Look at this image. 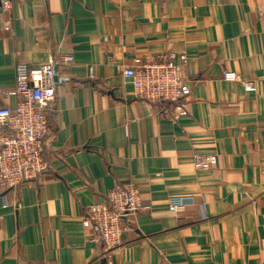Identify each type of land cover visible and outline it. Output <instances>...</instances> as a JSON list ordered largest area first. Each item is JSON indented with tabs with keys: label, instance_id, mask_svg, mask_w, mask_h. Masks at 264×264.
Instances as JSON below:
<instances>
[{
	"label": "crops",
	"instance_id": "crops-1",
	"mask_svg": "<svg viewBox=\"0 0 264 264\" xmlns=\"http://www.w3.org/2000/svg\"><path fill=\"white\" fill-rule=\"evenodd\" d=\"M169 52L189 87L178 121L169 103L135 99L121 76ZM68 54L72 63L54 66L47 167L0 192V264H108L81 219L125 183L151 210L125 218L110 264H264V0L0 7V90L14 87L16 65L36 69ZM14 102L0 95V108ZM199 154L216 164L195 170ZM174 196L192 201L167 212Z\"/></svg>",
	"mask_w": 264,
	"mask_h": 264
},
{
	"label": "built area",
	"instance_id": "built-area-1",
	"mask_svg": "<svg viewBox=\"0 0 264 264\" xmlns=\"http://www.w3.org/2000/svg\"><path fill=\"white\" fill-rule=\"evenodd\" d=\"M13 0H0L3 10L11 8ZM176 55L166 53L158 60H149L133 68H123L121 76L132 86L135 99L147 105L169 103L174 121L186 116L189 87L180 67L173 64ZM73 56H63L56 62L50 60L36 69L24 64L15 67V85L11 90H0V95L15 98L8 107L0 108V192H9L23 182L40 178L47 164L44 160V141L49 132L48 107L55 100V64L68 65ZM185 55L178 56L181 63ZM232 81L234 74H224ZM245 91H253L246 83ZM195 170L207 171L216 164V156H192ZM138 189L130 183L119 184L108 191L103 202L93 203L85 209L81 227L90 231L93 242L101 246V258L111 263L112 254L121 247L127 227L125 218L139 212L150 211L143 204ZM192 201L190 196L170 197L167 212L179 213Z\"/></svg>",
	"mask_w": 264,
	"mask_h": 264
}]
</instances>
